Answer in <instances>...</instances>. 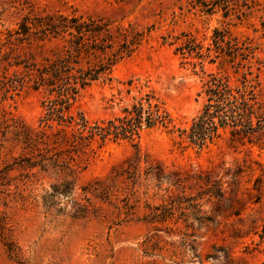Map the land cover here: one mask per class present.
Segmentation results:
<instances>
[{
    "label": "rangeland",
    "instance_id": "1",
    "mask_svg": "<svg viewBox=\"0 0 264 264\" xmlns=\"http://www.w3.org/2000/svg\"><path fill=\"white\" fill-rule=\"evenodd\" d=\"M193 0H0V33L18 29L26 18L79 15L110 25L112 49L123 43L124 29L133 36L143 33L134 52L120 61L111 82H99L81 92L73 106L91 123L109 120L130 104L140 91L153 90L172 114L177 128L187 127L200 110L199 97L206 76L192 55L177 48L185 35L205 48L212 43L216 28H229L247 39L256 50L251 61L252 78L264 89V0L239 20L224 18L222 12L206 14L192 7ZM103 38V37H102ZM62 38L15 46L12 57L42 63L63 50ZM1 47V45H0ZM9 49L2 47L3 52ZM2 52V53H3ZM101 58H103L101 56ZM7 62H0V77ZM206 72L223 70L234 79V70L220 60L205 62ZM14 68L6 74L12 76ZM132 80L131 93H127ZM42 90L29 87L6 95L0 84V171L13 170L0 178V264H264V142H241L229 134L204 149L178 143L177 132L154 129L134 140L93 145L83 167L73 175L47 167L24 169L18 161L36 150L26 148L25 134L42 130ZM39 158L35 157L34 160ZM162 165L186 180L184 188L166 191L146 189L112 178L124 168ZM203 178H199L198 176ZM220 181L226 200L206 194L205 176ZM192 176V177H191ZM72 182V197L57 196L47 201L55 184ZM97 185L98 193L109 189L101 200L83 187ZM168 187L164 184L163 189ZM168 195L199 196L205 215L215 221L187 228L183 220L151 223V207ZM78 205L84 209L78 210ZM128 212V214H126Z\"/></svg>",
    "mask_w": 264,
    "mask_h": 264
},
{
    "label": "trees",
    "instance_id": "2",
    "mask_svg": "<svg viewBox=\"0 0 264 264\" xmlns=\"http://www.w3.org/2000/svg\"><path fill=\"white\" fill-rule=\"evenodd\" d=\"M257 3L258 0H193L191 4L209 15L222 12L224 18L235 15L242 20ZM109 28V24L90 17L60 14L26 18L18 29L8 31L4 38L0 33V62H7L0 77L1 89L7 95L29 87L35 91L42 90L49 96L43 103L42 130L36 137L25 134L26 148L37 149L36 154L31 152V156L18 161L16 164L19 167H40L42 170L52 167L59 173L73 175L83 167L86 161L84 157L94 153L95 143L100 148L109 141L134 140L154 129L177 132L180 145L198 149L210 146L227 134L241 142H264V89L252 78L251 71L256 50L250 41L225 27L214 30L212 43L205 48V52L204 47L188 35L181 39L177 48L181 55L195 54L194 58L199 61L193 63V68L200 67L206 76L199 93L203 99L202 106L187 127L177 128L174 125L172 114L153 90L140 91L138 97H134L130 104L109 120L91 123L83 113L74 114L73 106L81 92L101 81L111 82L116 65L134 52V47L144 36L143 33L133 36L131 30L124 29L121 34L123 43L111 55H107L108 50L113 48ZM52 38H62L66 44L61 52L45 58L40 64L30 59L12 57L15 46ZM2 47L9 50L3 52ZM207 60L209 63L220 60L222 67L229 65L237 78L223 70L206 72L204 67ZM8 67L15 70L12 76L6 74ZM133 85L134 82L130 80L127 93H131ZM35 157L39 159L34 160ZM13 168L7 166L1 170L0 178L4 179V172L8 173ZM198 177L203 178L201 175ZM141 179L146 189L164 190L166 193L171 188H184L186 180L178 173L168 172L160 164L151 163L143 172L138 165L124 168L112 178L111 185L115 186L122 180L134 186ZM205 183L209 186L206 194L219 201L226 200L220 181L206 175ZM164 184L168 185L166 189H163ZM97 185L83 187L87 203L91 202L90 195L101 200L109 197V189L98 193ZM74 192L72 182L55 184L52 192L44 198V203L50 208L52 205H47L48 200L57 196L72 197ZM199 200V196L168 195L161 204L151 207L146 220L151 223L183 220L187 228H201L214 222L215 217L204 214ZM80 209L84 207L78 205ZM260 238L264 241V231Z\"/></svg>",
    "mask_w": 264,
    "mask_h": 264
}]
</instances>
